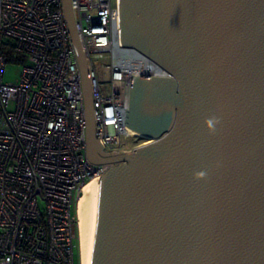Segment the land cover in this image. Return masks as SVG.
<instances>
[{"label":"water","instance_id":"1","mask_svg":"<svg viewBox=\"0 0 264 264\" xmlns=\"http://www.w3.org/2000/svg\"><path fill=\"white\" fill-rule=\"evenodd\" d=\"M92 185L90 264H264V0H119L120 35L166 76L131 74L125 127L152 141L105 151L70 0Z\"/></svg>","mask_w":264,"mask_h":264},{"label":"built area","instance_id":"2","mask_svg":"<svg viewBox=\"0 0 264 264\" xmlns=\"http://www.w3.org/2000/svg\"><path fill=\"white\" fill-rule=\"evenodd\" d=\"M62 1L0 0V264H75V246L80 264L76 200L108 167L86 157L81 73ZM70 2L94 136L105 151H129L131 74L167 72L123 45L119 0ZM9 58L23 63L13 82L3 80Z\"/></svg>","mask_w":264,"mask_h":264},{"label":"bare ground","instance_id":"3","mask_svg":"<svg viewBox=\"0 0 264 264\" xmlns=\"http://www.w3.org/2000/svg\"><path fill=\"white\" fill-rule=\"evenodd\" d=\"M132 132L135 135H140L135 131ZM150 141L152 140L148 142ZM95 181L99 184L100 176L93 175L86 181L82 185L76 200L80 264H90V212L92 208V185Z\"/></svg>","mask_w":264,"mask_h":264},{"label":"rangeland","instance_id":"4","mask_svg":"<svg viewBox=\"0 0 264 264\" xmlns=\"http://www.w3.org/2000/svg\"><path fill=\"white\" fill-rule=\"evenodd\" d=\"M12 51L11 47L3 45V52L6 55H9ZM23 63H17L15 61H12L10 58L5 63L4 69H3V80L5 82L9 81H15L17 78H19L21 71H22ZM150 139L138 136L136 138L131 139L130 141V150L138 145H142L144 143H147ZM132 147V148H131ZM74 255H75V264L78 263V250L77 246L74 247Z\"/></svg>","mask_w":264,"mask_h":264},{"label":"clouds","instance_id":"5","mask_svg":"<svg viewBox=\"0 0 264 264\" xmlns=\"http://www.w3.org/2000/svg\"><path fill=\"white\" fill-rule=\"evenodd\" d=\"M137 136V135H136ZM130 151V150H129Z\"/></svg>","mask_w":264,"mask_h":264}]
</instances>
